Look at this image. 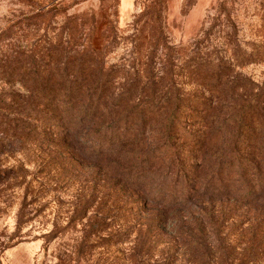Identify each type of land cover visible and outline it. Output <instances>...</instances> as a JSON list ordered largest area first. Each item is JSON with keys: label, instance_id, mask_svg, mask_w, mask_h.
<instances>
[{"label": "rangeland", "instance_id": "1", "mask_svg": "<svg viewBox=\"0 0 264 264\" xmlns=\"http://www.w3.org/2000/svg\"><path fill=\"white\" fill-rule=\"evenodd\" d=\"M9 28L2 100L32 108L24 84L48 80L59 97L33 120L0 109V264H264V155L254 148L264 140L250 136L264 125L251 98L264 87V0H0V33ZM79 75L112 80L80 133L101 157L75 156L49 124L50 109H64L61 80ZM153 91L182 99L169 136L168 108L146 101ZM120 95L141 100L143 128L136 112L118 118ZM250 98L249 132L232 151ZM120 125L129 133L115 136ZM175 199L182 209L160 218L155 202Z\"/></svg>", "mask_w": 264, "mask_h": 264}, {"label": "trees", "instance_id": "2", "mask_svg": "<svg viewBox=\"0 0 264 264\" xmlns=\"http://www.w3.org/2000/svg\"><path fill=\"white\" fill-rule=\"evenodd\" d=\"M37 9H38V11L36 12V14H39V15L45 14V11H44V9H42V7L37 8ZM8 30L11 32V28H9L6 30L4 29L0 33V41H3V38L5 37L4 35H6L5 32ZM245 64H246V62L244 63V65ZM222 66L223 65H220L218 67V70L215 73H218L219 70L223 69ZM14 69L15 68H12L11 71H9L11 73L10 74L11 76L14 73ZM80 70L81 69L79 68L78 71H80ZM68 72L70 73L71 70L68 69ZM6 79H10V78H6ZM90 79H92V78L89 76L85 77V76L79 75L76 78L72 77V78H68L67 80H61V83H60L61 85L59 88L63 89L64 96L66 97L64 104L61 103V105L62 104L64 105V109H60L59 104H57L50 109V111H49L50 115H48V120L51 121V122H49V124L58 131L57 133L65 135V137H66L65 140L68 141L67 146L69 148H71V145H72V147L76 150L75 156L87 158V159H90L92 157V155H95L97 157H101V156L105 155L103 153L104 151L98 152L96 148H93L91 146V142H90L91 140L88 138H82L80 133L82 132V129H83L82 125L84 124V121L86 119H88L90 122L94 121V119L96 117L95 116L96 111H97L98 107H100L99 106L100 103H98V102L101 100V102L103 103V101L101 99L103 96L98 94V97H97L95 94H97L99 90H101L105 93L106 89L112 85V82H111L112 80L110 78H107V77L106 78L100 77L98 79H93L91 82H89ZM214 79H215V81H214L215 85L214 86H219L221 84L223 78H222L221 74H215ZM39 80L42 81L41 79H39ZM231 82H234V80L230 81L229 83H231ZM85 83L86 84L90 83L89 84L90 87L86 86ZM236 83H237L236 86L242 85V84H239L240 83L239 81ZM48 84L52 85V87L49 89L46 88V89H37V90H35L36 84H34L33 86L28 85L26 83L24 84L27 92H30L31 95L30 96H28V94L23 95V102L26 101V104H30V106L32 108L28 109L26 106H24V108H13V106H11V104H7L6 102H4L2 100L3 95L1 94L0 95L1 96V98H0V109L1 110L2 109L12 110L19 117L16 119L17 121H21L22 119H29V120L37 119L36 117H37V115H39L40 112L38 111V109H36V107H38V105L41 106L43 102L49 103V102L54 101L56 99V97H59V95H56V91L53 90L54 82L52 80H48L46 82V84H44V85H48ZM152 85L154 88L159 89L160 86L163 85V83H162V81H155L152 83ZM172 86H174V85L172 84ZM245 86H246V89H251L252 91L254 90V88H252L248 83H246ZM43 87L45 88V86H43ZM84 87H86L88 90V94H86V96L87 97L89 96V102L82 103L81 102L82 98L80 95H82L81 92L83 91ZM146 87H149V85L148 86L146 85ZM255 94L256 95L251 96V98L255 97V100H258V102L255 106L259 107L258 110L261 111V109H264V87H258L257 93H255ZM149 95H148V98L146 101L149 103L150 107L156 106L159 108L160 107L168 108V111H166V112H167V114H169V116L167 118L168 124H166V126H165V134H166V136L173 134L174 128H175L174 126L177 123V121L179 120L178 116L180 114L181 106L183 103L182 99L180 98V95H178V94L169 95V93L157 94L156 91H153V93H151ZM124 96L125 95H120V97L115 99L114 106L112 107V109L116 110V111L125 109V114L119 116L118 118L121 120H128L129 117H131V115L136 112L135 109L142 108V107H140L141 100L139 101V103H137L133 106H130L127 102L132 101V100H136V98H132V97L126 98ZM245 96H247V94H245ZM95 97H97V100L99 99L97 101L98 105L92 101V98H95ZM251 98L247 103H243L242 106L238 107L237 114L234 117V119L238 123V126H237L236 139L233 143L232 151L238 150V144L241 142L242 135L245 132L246 128L249 132V124H248L249 118H250L249 115L254 109V103L251 102ZM236 100H238V98H236ZM221 102H223V101H221ZM51 105H53V104H51ZM121 106L124 108H120ZM79 108L82 110L80 113L77 114L76 112L80 111V110H78ZM65 110H67V111H65ZM144 110H145V108L136 112L137 113L136 125L139 126L140 128L144 127L145 121H144V116L142 114V112ZM66 113H68V114H66ZM253 113H254V111L252 112V114ZM258 113H259V111H258ZM261 115H263V113ZM262 126H263V128L260 132H257V128H253L250 136H252V138L253 137L255 138V137L260 135V136H262V140H264V125H262ZM133 128L137 129L136 127H133ZM120 131H122L123 133H127L129 131V129L127 126L122 128V125H120L116 129H114L113 133L115 134V136H120L119 135L121 133ZM121 142H120V146L117 149H115L114 151L113 150L109 151V153H111L109 155L115 154L114 152H121L123 149H125L127 147L128 141L125 138ZM52 143H55V142L53 141ZM254 148H256V153H258L259 155H264V148H263V150L258 148V147H254ZM116 155H118V154H116ZM125 181L127 184L130 183L128 181V179H126ZM134 189H136V188H134ZM227 192H230V191H227ZM133 194L135 195L134 192H133ZM144 201H143V204L146 206L148 204H150V202H151V201H149V198L145 199ZM155 203L157 205L160 203H162L164 205L163 211L160 212L158 214V216L160 218H165V219L171 218V217H174L177 215L176 213L169 212V210H174V209L180 210V209H182L183 204H184L183 200H178V199L168 200L166 202L164 200H159L158 202H155Z\"/></svg>", "mask_w": 264, "mask_h": 264}]
</instances>
